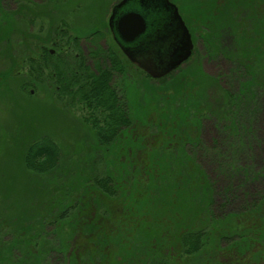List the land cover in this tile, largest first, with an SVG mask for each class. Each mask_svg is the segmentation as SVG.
Instances as JSON below:
<instances>
[{
    "label": "trees",
    "instance_id": "obj_1",
    "mask_svg": "<svg viewBox=\"0 0 264 264\" xmlns=\"http://www.w3.org/2000/svg\"><path fill=\"white\" fill-rule=\"evenodd\" d=\"M15 1L10 11L0 0V55L9 60L0 72V87L18 80L20 89L31 95L29 89L46 82L52 98L68 102L71 110H84L78 118L92 141L82 146L84 158L77 154L72 159L55 137L29 139L21 160L28 173L40 177L38 187L19 205L7 204L0 190V264H264V183L260 190L254 183L264 182V168L255 172L250 167L256 151L264 150V131L248 126L262 114L261 103L254 104L256 111L247 108L253 115L242 134L237 123L244 100L264 89V0H228L223 5L237 11L241 6L245 14L237 33L239 26L231 23L236 46L228 55L235 62L234 73L241 72L240 87L235 92L219 88L218 108L206 107L227 132L226 151L214 153L222 159L219 175L230 179L226 185L197 161L210 148L200 142L202 109L189 105L196 104L194 98L174 108V94L163 97L167 104L161 107L158 125L152 126L161 146L147 151V162L136 158L147 136L142 128L152 121L147 110L132 102L130 85L140 87L130 73L136 77L141 71L144 86L150 75L132 64L101 29L80 35L64 18L43 25L45 16L61 11L68 0ZM184 1L183 11L195 21L222 11L217 0H209V7L197 6L195 14L191 0ZM70 10H79L78 4ZM82 38L92 43L88 51ZM103 39L106 46L100 44ZM185 83L180 91L192 94L196 82L187 78ZM231 134L244 135L242 144ZM242 174L239 188L246 185L247 190L238 197L240 210L229 212L230 204H238V187L231 181ZM146 192L151 198L161 192L163 217L137 209Z\"/></svg>",
    "mask_w": 264,
    "mask_h": 264
},
{
    "label": "rangeland",
    "instance_id": "obj_2",
    "mask_svg": "<svg viewBox=\"0 0 264 264\" xmlns=\"http://www.w3.org/2000/svg\"><path fill=\"white\" fill-rule=\"evenodd\" d=\"M36 1L42 3L44 0ZM49 1L50 0H48V2ZM68 1L69 2H66L67 4L65 6H62L61 11L58 9L51 10V13H49L50 15L48 14L45 16V23L43 25L49 27L51 24L58 22L59 19L61 20V18H64L70 23L71 27H78L76 32L81 35L84 32L93 31L92 29L97 27V25H104L111 16L113 5L120 0ZM171 1L177 4L180 13L186 18L189 26H191L190 29L192 28L191 31L194 39L195 51L186 63L176 70H173L168 76L157 78V80L153 77H151L152 79H146L145 86L142 84L143 79H141V77L144 75L141 71V74L138 75L137 73L136 77H133L134 75L130 73L132 77L131 80L134 79L135 82L138 81L137 83H139L138 86L140 87L139 90L135 84L130 85L132 102L136 104L140 111L141 109L143 111L147 110L149 112V118H151L152 121V123H149L152 124L151 126L142 128V131L145 132L147 136L143 141L144 147L137 151L136 158H140V160L147 162V160H150L147 151L150 152L154 147L158 149L159 146H161V141L158 140V137H154L158 129L155 130L152 126L155 125L154 122L156 126L158 125L157 123H159L158 121L161 119V115L159 114L161 112V107L167 104L163 97L165 95L168 97L169 93L174 94V108L186 105L188 101L194 98L196 104L193 102L190 104L189 102V105L193 108L198 107L202 109V111H200L202 117L198 123L200 127V142L210 148V150H207L208 153L206 156L203 154L206 152L202 151L200 156L203 155L204 158L201 159L199 157L197 161L204 165L208 174L216 179L220 185H226L230 179H225V175H219L217 165L222 159H219L214 153H218L219 149H225L224 145L226 143L225 138L227 132H223L225 126L220 123L216 116L208 113L206 107L212 105L213 109L218 108L219 101H217V96L220 93L219 88H221V90L224 88L227 90L231 89L235 92L238 91L240 87V82L243 79L240 78L241 72L234 73L233 69L235 62L228 55H230L229 50L236 46L233 31L231 32V23L239 26L236 29L237 33L240 31L239 28L241 25H243L241 19L245 14L241 13L242 9L240 5V7H237L240 11H237L235 7L231 5L225 9L223 5H225L228 0H217L216 6H221L222 11H216L212 14L205 13L206 16H209L208 19L204 21H195L187 10V12L183 11L186 7V1ZM208 1L209 0H191L193 6H195L193 13L198 14L196 13L198 11L197 6L208 8L210 5ZM3 2V6L7 10L13 11V9L16 8L15 0H3ZM76 4H78V9L80 11L70 10ZM216 16L221 18H217ZM106 32L110 33L108 30H106ZM206 32H208L207 38L205 37ZM81 40L83 48L85 51H88V44L92 45V43L85 38ZM105 42L106 41L103 39L100 44L106 46ZM0 56L1 72L8 67L6 63L9 65V60H6L5 55L1 54ZM88 62L93 64L92 59H89ZM145 73L148 74L147 72ZM187 78L196 82L193 89L191 88V90H189L192 94L189 92L187 93V90L184 92L180 91V89H184V85L186 84L185 80H187ZM11 81H9V83ZM170 83H173V89L167 91V86H169ZM150 86H153L152 90H150ZM260 90H258V94L256 91L255 96L254 93H252L249 98H246L243 102L241 115L237 117V123L239 127H241L240 134L243 133L244 124L248 123L253 115L251 114L253 112L247 111V108L252 107V109L256 111V105L254 104L259 103H261L262 114H259L258 117L254 119L256 120L255 123H248V126H252L255 130L262 129L264 131V89L262 88ZM28 92L31 93V95L24 93L20 89L18 80L0 87V190L3 193L2 200L6 201L7 204L9 202H15L14 204L18 205L22 204L24 197L28 194L33 196L32 188L38 187L36 184L39 182L40 177H37L36 174L28 173L21 160L23 150L30 138L38 136L39 134L55 137V140L63 147V153L67 156L72 155V159L78 158L76 157L77 154H81L79 157L84 158L83 154L85 149L82 150V146L84 145L85 148L88 146V142L92 141L88 133H86L87 128H85L81 119L78 118L82 117L84 110L75 108L71 110L68 102L58 100L55 97V99L52 98L49 84L46 82L42 84L38 82L29 89ZM257 107H259V105H257ZM179 116L181 115L179 114ZM160 134L161 133H159V135ZM240 134L231 135L234 136V139H237V141L239 139V144H242L244 135ZM256 134L260 136L258 131ZM224 151H226V149ZM158 152L159 151H157V153ZM263 158L264 150L260 149L256 151V157L251 159L252 162L250 167L254 168L253 170L255 172L256 170H263ZM67 159L68 157H66V160ZM69 162H71V160H69ZM244 164L246 163L241 161V165ZM247 165L249 166V164ZM155 169L157 173H161V167ZM242 175L241 177H235L231 181V184L238 187L234 193L236 196L235 201H238V204L235 202L230 204L228 209L229 212L237 213V211L240 210V199H238V197L240 196L241 198L243 192L247 190L245 188L246 185H242L243 188H239L241 184H244V174ZM42 180L43 179H41V181ZM254 183L255 185L258 183V190H260L264 182L263 180H257V182ZM252 188L253 186L249 187L248 191L252 192ZM150 198L149 193L146 192L143 197L138 199L137 209H147L148 212H151L156 218L163 217L165 214H163L164 210L161 209V192L158 196ZM141 201L143 202L142 205L140 204ZM5 204L3 202V205ZM5 206H3L4 210H6ZM157 220L155 223H157ZM249 256L251 257L250 253L244 254V257L249 258ZM222 257L223 256L220 258ZM232 264H246V261L242 260ZM254 264L259 263L254 262Z\"/></svg>",
    "mask_w": 264,
    "mask_h": 264
},
{
    "label": "water",
    "instance_id": "obj_3",
    "mask_svg": "<svg viewBox=\"0 0 264 264\" xmlns=\"http://www.w3.org/2000/svg\"><path fill=\"white\" fill-rule=\"evenodd\" d=\"M159 5H162L166 11L172 14V19L178 21L180 28L176 30V34L179 43L170 47L167 46L164 52L165 58L163 54V59L156 50L152 48L149 51L146 50V45L151 44L149 41L147 43L143 41L146 46L145 49L141 46L136 51L139 54H135L132 49L127 47V44L145 34L148 22L146 15L152 17L149 12L160 10ZM110 25L113 29L112 32L115 33V39L119 42L123 51L156 80L177 69L193 52L194 44L189 28L180 14L177 4L171 0H154V2L152 0H121L112 10ZM165 29L166 36L173 33L172 28ZM139 50H144V53Z\"/></svg>",
    "mask_w": 264,
    "mask_h": 264
},
{
    "label": "flooded vegetation",
    "instance_id": "obj_4",
    "mask_svg": "<svg viewBox=\"0 0 264 264\" xmlns=\"http://www.w3.org/2000/svg\"><path fill=\"white\" fill-rule=\"evenodd\" d=\"M121 1V0H120ZM120 1H118L117 3H115L112 7V10L114 8V6L116 4H118ZM152 2H154V0H152ZM159 9L158 11H152L151 13L149 12V15L152 17L147 16L148 22H147V30L145 32V34H143L140 38L134 40L133 42L127 44V47L132 49L135 54H139L138 48L141 46L146 47V50L149 51L151 48L153 50H156L159 54V56L163 59V54L165 52V50L167 49V46H172L173 44H178V35L176 34V30H179V23L178 21L172 19V14H170V12L166 11L165 8H163L162 5H159ZM111 10V13H112ZM181 14V13H180ZM182 15V14H181ZM111 17V16H110ZM110 17L108 19L107 22H105L104 25L102 26H98L97 25V30L101 29L102 32H105L107 35H109L112 38V41L115 43L116 47L119 48V50L125 55V57L132 63L134 64L137 68H139L140 70H142L143 72H145V70L143 68H141L139 66V64H137L136 62L132 61L129 56L123 51V48L120 46L119 42H117V40L115 39V33L112 32L113 29L110 25ZM183 17V15H182ZM183 20L185 21L186 25L189 28V31L191 33L192 36V40H193V44H194V39H193V35H192V31L190 29V26L186 20V18L183 17ZM165 28H172L173 33H171L169 36L165 35L166 29ZM96 30V29H95ZM106 30H108L110 33L106 32ZM143 41H149L151 42V44H147L146 46L144 45ZM137 49V50H135ZM141 51V53H144V50H139ZM195 51V44L193 47V52L191 54V56L193 55ZM190 56V57H191ZM189 57V59H190ZM164 58H165V54H164ZM188 60V59H187ZM187 60L184 62L186 63ZM183 63V64H184ZM111 64V62L109 63ZM148 73V72H147Z\"/></svg>",
    "mask_w": 264,
    "mask_h": 264
}]
</instances>
